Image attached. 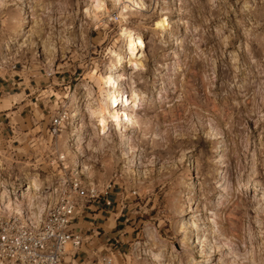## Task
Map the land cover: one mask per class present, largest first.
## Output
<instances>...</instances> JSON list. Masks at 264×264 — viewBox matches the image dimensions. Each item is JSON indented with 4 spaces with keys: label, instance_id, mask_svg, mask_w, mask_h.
<instances>
[{
    "label": "rangeland",
    "instance_id": "1",
    "mask_svg": "<svg viewBox=\"0 0 264 264\" xmlns=\"http://www.w3.org/2000/svg\"><path fill=\"white\" fill-rule=\"evenodd\" d=\"M139 1L122 17L114 0H0V59L20 73L0 179L15 199L38 178V217L78 171L101 193L73 220L94 262L111 245L115 264H264V0ZM114 82L129 119L101 130L91 110Z\"/></svg>",
    "mask_w": 264,
    "mask_h": 264
},
{
    "label": "built area",
    "instance_id": "2",
    "mask_svg": "<svg viewBox=\"0 0 264 264\" xmlns=\"http://www.w3.org/2000/svg\"><path fill=\"white\" fill-rule=\"evenodd\" d=\"M7 66L0 59V70ZM10 66L15 68L16 64ZM67 119V112H57L51 121L53 131ZM59 161L63 163L62 157ZM100 194L77 171L55 184L39 218L31 215L30 210L24 216L0 210V264H82L76 254L86 244V238L73 227L77 201L83 198L99 201ZM106 204H111V200H106ZM108 250L97 256L93 264H115L113 247L110 245Z\"/></svg>",
    "mask_w": 264,
    "mask_h": 264
},
{
    "label": "bare ground",
    "instance_id": "3",
    "mask_svg": "<svg viewBox=\"0 0 264 264\" xmlns=\"http://www.w3.org/2000/svg\"><path fill=\"white\" fill-rule=\"evenodd\" d=\"M114 3L115 5H118L121 8L120 15L123 17V15L125 16V14L128 13V10L126 7L134 6L135 4L139 5L140 1L139 0H114ZM92 9L94 12L93 16L99 19L101 15L105 16L106 13L109 12V10H107L105 6L101 8L100 14L95 10L94 7H92ZM88 10L86 12H90V10L89 11ZM125 33H126V37H125L124 44L125 46H127L126 49L129 51L128 53H130L129 54L130 57L132 58L135 55L134 59L137 63H139L140 60L137 59V55L141 49L140 48L138 49L139 44H138V41L136 40L137 37L130 30H126ZM111 51H113L112 52L113 60L111 61V66L112 68L117 69L119 65L123 63L124 56L122 55V52L120 51H114V50H111ZM101 91H102L101 93L104 99V101L102 100L103 103L101 102L102 104H99L100 106L98 108H94V109L92 108L91 110L92 117L96 118V120L99 121L101 130L105 128L103 122L109 116L114 117L115 121L117 120V121L123 122L124 120H128L129 113L124 108L125 103H128V99L125 97L122 87L120 85L117 86L116 83L114 82L104 87ZM119 105H123V108L122 107L118 108ZM80 114H81V111L77 110L72 115L78 116ZM82 124L83 123L80 124V127L82 126ZM77 131H79V127H77L76 129V132ZM8 185L0 179V210H4L5 212H8V213H15L16 215H20V216H24L27 211L25 210L28 204L26 203V198L28 197L31 198V196H33L36 193L45 192V190L41 188V183L38 180V178L34 176L29 178L26 186L17 187L16 191L13 190L14 191L13 194L17 195V197H20V198L14 199V198L9 197L11 196V194L9 195V193H11L10 192L11 190L8 189ZM41 214H42V211H41ZM41 214L39 216L36 215L38 217H35V218L36 219L39 218ZM154 257L157 260H159L160 253L159 254L155 253Z\"/></svg>",
    "mask_w": 264,
    "mask_h": 264
},
{
    "label": "crops",
    "instance_id": "4",
    "mask_svg": "<svg viewBox=\"0 0 264 264\" xmlns=\"http://www.w3.org/2000/svg\"><path fill=\"white\" fill-rule=\"evenodd\" d=\"M14 74L20 75L12 66H7L0 70V138H2V143L5 142L7 145L10 144L9 142L12 140L10 132H15V126L12 125L13 121L11 119L13 117V109H18L16 108L18 103L16 99H14V94L9 90L12 89L11 85L16 83ZM7 135H9L10 138H7ZM0 146L2 147V144ZM95 253L96 251L93 246L85 244L76 255L82 264H93L95 262L93 261L92 254Z\"/></svg>",
    "mask_w": 264,
    "mask_h": 264
}]
</instances>
